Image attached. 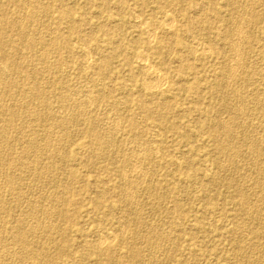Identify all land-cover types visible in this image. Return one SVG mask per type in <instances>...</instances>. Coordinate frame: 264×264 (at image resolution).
Segmentation results:
<instances>
[{"label":"rangeland","instance_id":"obj_1","mask_svg":"<svg viewBox=\"0 0 264 264\" xmlns=\"http://www.w3.org/2000/svg\"><path fill=\"white\" fill-rule=\"evenodd\" d=\"M2 68L0 264H264V0H0Z\"/></svg>","mask_w":264,"mask_h":264},{"label":"bare ground","instance_id":"obj_2","mask_svg":"<svg viewBox=\"0 0 264 264\" xmlns=\"http://www.w3.org/2000/svg\"><path fill=\"white\" fill-rule=\"evenodd\" d=\"M241 2V1H240ZM258 2V1H257ZM38 3V2H37ZM47 4V3H46ZM28 6V5H27ZM244 6V5H243ZM239 9V8H238ZM242 10V9H241ZM246 12H247V10H246ZM51 13V12H50ZM161 13V12H160ZM167 14V13H166ZM171 14V13H170ZM161 16H162V14H160ZM165 15V14H164ZM225 15V14H224ZM168 15H166L165 17H162V18H164V20L165 21H171L170 20V18H168L167 17ZM25 17V16H24ZM141 17V16H140ZM159 18V17H158ZM24 20V19H23ZM138 20H142V19H139V17H138ZM157 20V19H156ZM163 21V20H162ZM243 21V20H242ZM247 21V20H246ZM249 21V20H248ZM138 22V21H137ZM147 22V21H146ZM158 22V21H157ZM161 22V21H160ZM141 23V22H140ZM153 23L154 22H152V25H153ZM165 23H167V22H165ZM172 23H174L173 22V20H172ZM172 23H169V24H171V26L172 27H174V24H172ZM39 24V23H38ZM138 24V23H137ZM142 24V23H141ZM147 25H148V23H146ZM145 24V25H146ZM168 24V23H167ZM23 25V24H22ZM144 25V24H143ZM142 25V26H143ZM146 25V26H147ZM150 25H151V23H150ZM156 25H157V23H156ZM159 25H161V24H159ZM163 25V24H162ZM136 26V25H135ZM149 26V25H148ZM170 26V27H171ZM137 27V26H136ZM141 27V26H140ZM149 27H151V26H149ZM153 27V26H152ZM154 27H155V25H154ZM160 27V26H159ZM146 28H148V27H146ZM38 29V28H37ZM44 29V28H43ZM149 29V28H148ZM152 29V28H151ZM155 29V28H154ZM242 29V28H241ZM244 29V28H243ZM246 29V28H245ZM30 30V29H29ZM94 30V29H93ZM70 31V30H69ZM41 32V31H40ZM149 35H148V37H152V36H150L151 35V31L149 30ZM154 33L156 34L157 33V31L155 32V30H154ZM153 33V29H152V35L154 34ZM158 34V33H157ZM242 30H240V29H238L237 30V32H236V35L237 36H239L240 38H241V40H242V38L243 37H241L242 36ZM247 34V33H246ZM245 34V35H246ZM245 35H244V37H245ZM48 37V36H47ZM156 37V36H155ZM249 37V36H248ZM49 39V38H48ZM38 40V39H37ZM152 40V39H151ZM151 40H149V42H151ZM153 40H155V38L153 39ZM199 41V40H198ZM236 41V40H235ZM248 41V40H247ZM117 44V43H116ZM201 44V43H200ZM227 44V43H226ZM232 45H231V49L232 50H235L236 51V47L237 46H235V44L234 43H231ZM198 46V45H197ZM230 46V45H229ZM210 47V46H209ZM208 47V48H209ZM241 47V46H240ZM44 48V47H43ZM229 48V47H228ZM243 48V47H242ZM198 50V49H197ZM206 50V52H207V49H205ZM209 50V49H208ZM82 51H84V50H82ZM86 52H87V50H85ZM196 51V50H195ZM194 51V52H195ZM203 51V50H202ZM172 52V51H171ZM204 52V51H203ZM84 53V52H83ZM20 54V53H19ZM140 54H141V52H140ZM235 54V53H234ZM243 54V53H242ZM77 55V54H76ZM146 55H148V54H146ZM251 55V54H250ZM145 56V55H144ZM47 57V56H46ZM81 57V56H80ZM86 57H87V54H86ZM91 57V56H90ZM147 57V56H146ZM149 57V56H148ZM238 57V56H237ZM87 59H88V57H87ZM148 59V58H147ZM147 59L146 58H144L143 56H141L140 57V61H141V63L143 64V66L146 68V72H148L147 70H149V68L147 69ZM170 59V58H169ZM234 59V58H233ZM139 60V59H138ZM242 60V59H241ZM233 61V60H232ZM236 61V60H235ZM88 62H89V59H88ZM233 64V63H232ZM231 64V65H232ZM44 65V64H43ZM142 66V67H143ZM153 66V65H152ZM239 66V65H238ZM254 66V65H253ZM14 68H15V66H14ZM98 68V67H97ZM235 68V67H234ZM234 68H231V71L232 72H235V69ZM87 69V68H86ZM8 70V69H7ZM143 70H145V69H143ZM230 70V69H229ZM237 70V69H236ZM156 71V70H155ZM249 71V70H248ZM261 72V71H260ZM144 73H145V71H144ZM156 73V72H155ZM155 73H150L149 75H147L148 77H149V79H150V81H151V83H152V81H154L155 83H157V86L156 85H154V83L151 85L150 83H148L147 85H145L144 84V86H143V88H145L146 90L148 89V90H152L153 88H155V86L156 87H161V85L163 84V87H164V85H165V83H162V80L165 78H163V79H161V77L159 76V74H155ZM158 73H160V71L158 72ZM229 73H230V71H229ZM147 74V73H146ZM145 74V75H146ZM7 75V72H6V69L4 68V70H3V68H2V70L0 71V80H2L5 76ZM162 75H164V74H162ZM235 75V74H234ZM165 76V75H164ZM233 76V74L232 73H230V77H232ZM263 76V75H262ZM41 77V76H40ZM234 77V76H233ZM232 77V78H233ZM145 79V78H144ZM149 79H148V81H149ZM263 79V78H262ZM19 80V79H18ZM51 80V79H50ZM93 80V79H92ZM244 80V79H243ZM167 81V83H166V85L169 83L168 82V80H166ZM248 81V80H247ZM144 82H147V81H144ZM143 82V83H144ZM225 82V81H224ZM240 82V81H239ZM162 83V84H161ZM100 84V83H99ZM154 85V86H153ZM240 85V84H239ZM17 86V85H16ZM48 87V86H47ZM162 87V88H163ZM77 88V87H76ZM101 88V87H100ZM161 88V89H162ZM235 89V88H234ZM257 89V88H256ZM232 90V89H231ZM8 91V90H7ZM10 91V90H9ZM26 91V90H25ZM233 91V90H232ZM85 92V91H84ZM128 92V91H127ZM229 93V92H228ZM242 94V93H241ZM78 96V95H77ZM84 96V95H83ZM143 96V95H142ZM258 96H260V95H258ZM90 97H91V95H90ZM238 97V96H237ZM89 98V97H88ZM157 98V97H156ZM263 98V97H262ZM16 99V98H15ZM168 99V98H167ZM253 100V99H252ZM4 101V100H3ZM227 101V100H226ZM230 101V100H229ZM259 101V100H258ZM262 101V100H261ZM20 102V101H19ZM86 102V101H85ZM258 103V102H257ZM93 105V104H92ZM260 106H262V105H260ZM71 107H72V105H71ZM88 107V106H87ZM51 108V107H50ZM111 108V107H110ZM123 108V107H122ZM228 108V107H227ZM243 108V107H242ZM3 109V108H2ZM79 109V108H78ZM174 109V108H173ZM4 110H6V109H4ZM38 110V109H37ZM111 110V109H110ZM68 111V110H67ZM108 111V110H107ZM9 112H10V117H9V121H10V123L9 124H11V123H13V120H14V118L18 115L16 112H14V111H12V110H9L8 111V114H9ZM233 112V111H232ZM17 114V115H16ZM233 114V113H232ZM5 115V114H4ZM26 115V114H25ZM29 115V114H28ZM240 115V114H239ZM121 116V115H120ZM39 117V116H38ZM37 117V118H38ZM24 119V118H23ZM109 119V118H108ZM126 119V118H125ZM241 119V118H240ZM255 119V118H254ZM78 120V119H77ZM110 120V119H109ZM118 120V119H117ZM167 120V119H166ZM252 120H253V118H252ZM261 120V119H260ZM76 121V120H75ZM254 121V120H253ZM29 123V122H28ZM8 124V121H7V123H6V125ZM30 124V123H29ZM66 124V123H65ZM263 124V123H262ZM75 125V124H74ZM12 126V125H11ZM124 126V125H123ZM226 128V127H225ZM225 128H223V129H225ZM8 129H9V127H7L6 126V128H5V130L2 132V133H0L2 136H3V138H5L6 136H7V132H8ZM238 129V128H237ZM257 129V128H256ZM259 129V128H258ZM76 130V129H75ZM260 130V129H259ZM31 131V130H30ZM43 131V130H42ZM81 131V130H80ZM117 131V130H116ZM250 131V130H249ZM252 131V130H251ZM254 131H256V130H254ZM35 132V131H34ZM247 132V131H246ZM68 133V132H67ZM82 133H84V132H82ZM117 134H119V133H117ZM199 134V133H198ZM257 134H260V133H258L257 132ZM262 134V133H261ZM162 135V134H161ZM1 136V137H2ZM72 136V135H71ZM139 136V135H138ZM253 136V135H252ZM251 136V137H252ZM50 137V136H49ZM54 137V136H53ZM78 138V137H77ZM111 139V138H110ZM114 139V138H113ZM252 139H253V137H252ZM260 139V138H259ZM1 140V139H0ZM3 140V139H2ZM6 140V139H5ZM47 140V139H46ZM243 140V139H242ZM256 140V139H255ZM161 141V140H160ZM229 141V140H228ZM0 142H4V141H0ZM12 142V141H11ZM258 142V141H257ZM73 143V142H72ZM262 143V142H261ZM4 143H2V145H3ZM111 144V143H110ZM5 145V144H4ZM226 145V144H225ZM259 145V144H258ZM0 146H1V144H0ZM261 146V145H260ZM5 147V146H4ZM4 147H2L1 146V149H3ZM31 147H34V145H32ZM106 147V146H105ZM148 147V146H147ZM49 148V147H48ZM69 148V147H68ZM136 148V147H135ZM155 149H156V147H154ZM157 148H158V146H157ZM0 149V151H1V153H2V151L4 150H1ZM42 149V148H41ZM155 149H154V151H153V148H150V147H148V148H146V149H144V150H142L143 152L140 154V152H138L139 154L138 155H136V158H137V161H136V163H141V162H143V161H146L149 157H150V155L151 154H153L154 152H155ZM58 150H59V148H58ZM63 150V149H62ZM64 150H66V149H64ZM134 150H136V149H134ZM156 150H158V149H156ZM246 150V149H245ZM159 151V150H158ZM163 151V150H162ZM220 151H222V150H220ZM248 151V150H247ZM61 152V151H60ZM225 152V151H224ZM102 153V152H101ZM158 153V152H157ZM160 153V152H159ZM135 154V153H134ZM155 154H156V152H155ZM225 154V153H224ZM243 154V153H242ZM2 155V154H1ZM47 155V154H46ZM102 155V154H101ZM107 155V154H106ZM60 157V156H59ZM107 157H108V155H107ZM121 157V156H120ZM228 158V157H227ZM156 160H157V158H155ZM237 159H238V157H237ZM258 159V158H257ZM121 161V160H120ZM149 161V160H148ZM232 161V160H231ZM238 161V160H237ZM3 162V161H2ZM38 162V161H37ZM47 162V161H46ZM153 162V161H152ZM155 162V161H154ZM158 162V161H157ZM249 162H250V160H249ZM160 163V162H159ZM240 163V162H239ZM149 164V163H148ZM181 164V163H180ZM247 164V163H246ZM138 164H136V166H137ZM140 165V164H139ZM211 165V164H210ZM252 165V164H251ZM3 166V165H2ZM135 166V169H137V167ZM146 166V165H145ZM223 166V165H222ZM62 167V166H61ZM220 167V166H219ZM28 168V167H27ZM139 168V167H138ZM134 169V170H135ZM150 169V168H149ZM147 170V169H146ZM261 170V169H260ZM35 171V170H34ZM43 171V170H42ZM133 171V170H132ZM29 173V172H28ZM146 173V172H145ZM150 173V172H149ZM244 173V172H243ZM32 174V173H31ZM37 174V173H36ZM175 174H176V172H175ZM126 174L123 172V179H127L126 178V176H125ZM146 175V174H145ZM197 175V174H196ZM139 177V176H138ZM258 177V176H257ZM260 177V176H259ZM259 177H258V179H259ZM261 178V177H260ZM172 179V178H171ZM246 179V178H245ZM44 180V179H43ZM137 180V179H136ZM145 180V179H144ZM159 180V179H158ZM225 181V180H224ZM46 182V181H45ZM56 182V181H55ZM201 182V181H200ZM250 182H252V180L250 181ZM249 183V182H248ZM0 186H1V184H0ZM53 186H54V184H53ZM52 186V187H53ZM56 186H57V184H56ZM40 187V186H39ZM48 187V186H47ZM171 187V186H170ZM252 187V186H251ZM139 188V187H138ZM244 188V187H243ZM247 188V187H246ZM27 189V188H26ZM259 190H260V188H259ZM127 191V190H126ZM246 191V190H245ZM248 192V191H247ZM260 192V191H259ZM126 193V192H125ZM262 193V192H261ZM134 194V193H133ZM151 194V193H150ZM257 194V193H256ZM47 195V194H46ZM125 195H127V194H125ZM140 195V194H139ZM132 195L131 194H129V197H131ZM153 196V195H152ZM194 196V195H193ZM127 197V196H126ZM133 197H134V195H133ZM169 197V196H168ZM54 198V197H53ZM35 199V198H34ZM148 199V198H147ZM124 200V199H123ZM33 202V201H32ZM125 202V201H124ZM136 202H138V201H136ZM27 203V202H26ZM129 203H131V202H129ZM181 203H182V201H181ZM253 203V202H252ZM23 205V204H22ZM41 205H43V204H41ZM244 206V205H243ZM0 207H2V206H0ZM247 209V208H246ZM135 210V209H134ZM32 211V210H31ZM33 211H35L34 209H33ZM38 211V210H37ZM39 212V211H38ZM152 212V211H151ZM40 213H41V211H40ZM44 213V212H43ZM261 213V212H260ZM42 214V213H41ZM54 214V213H53ZM60 214V213H59ZM33 215V214H32ZM44 215H45V217H47L48 215H50V212L49 211H45V213H44ZM153 215V214H152ZM219 215V214H218ZM261 215V214H260ZM264 215V214H263ZM25 216V215H24ZM42 216V215H41ZM56 216V215H55ZM25 218V217H24ZM27 218V217H26ZM118 219V218H117ZM57 220V219H56ZM250 220V219H249ZM21 222V221H20ZM25 222V221H24ZM104 222V221H103ZM123 222V221H122ZM178 222V221H177ZM35 223V222H34ZM56 223V222H55ZM214 223V222H213ZM213 223H211V224H213ZM219 224V223H218ZM259 224V223H258ZM55 225V224H54ZM104 225V224H103ZM150 225V224H149ZM251 225V224H250ZM249 225V226H250ZM2 226V225H1ZM50 226H52V225H50ZM26 227V226H25ZM35 227V226H34ZM258 227V226H257ZM53 228V227H52ZM199 228V227H198ZM226 228V227H225ZM247 228V227H246ZM25 229V228H24ZM56 229V228H55ZM62 229V228H61ZM193 229V228H192ZM258 230H259V228H258ZM26 231V230H25ZM52 231V230H51ZM148 231V230H147ZM171 231V230H170ZM45 232V231H44ZM239 232V231H238ZM243 232H245V231H243ZM34 233V232H33ZM40 233H41V231H40ZM24 234V233H23ZM23 234H22V236H23ZM49 234V233H48ZM55 234V233H54ZM40 235V234H39ZM124 235V234H123ZM239 235V234H238ZM110 236V235H109ZM114 236V235H113ZM168 236V235H167ZM27 237V236H26ZM104 237V236H103ZM102 237V239L105 241V239ZM150 237V236H149ZM53 238V237H52ZM116 238V237H115ZM252 238V237H251ZM25 239H27V238H25ZM169 239V238H168ZM47 240V239H46ZM113 240V239H112ZM164 240H165V238H164ZM246 240V239H245ZM1 241V240H0ZM106 241H108V240H106ZM25 243H26V241H24ZM239 242V241H238ZM248 242V241H247ZM113 243V242H112ZM154 244V243H153ZM249 244V243H248ZM52 245V244H51ZM101 245H103V244H101ZM238 245V244H237ZM43 246V245H42ZM49 246V245H48ZM47 246V247H48ZM258 246V245H257ZM40 247V246H39ZM46 247V246H45ZM147 247V246H146ZM159 247V246H158ZM25 248V247H24ZM27 248V247H26ZM12 249V248H11ZM34 249V248H33ZM47 249V248H46ZM249 249V248H248ZM43 250V249H42ZM154 250V249H153ZM152 250V251H153ZM160 250V249H159ZM169 250V249H168ZM36 251V250H35ZM41 251V250H40ZM24 252V251H23ZM42 253H40L41 255L43 254V252H44V250L43 251H41ZM35 253V252H34ZM39 253L37 254V255H39ZM57 253V252H56ZM146 253V252H145ZM158 253V252H157ZM200 253V252H199ZM245 253V252H244ZM154 255V254H153ZM35 256V255H34ZM33 256V257H34ZM100 256V255H99ZM144 256V255H143ZM251 256V255H250ZM43 257V256H42ZM152 257V256H151ZM35 258H37V257H35ZM144 258H146V257H144ZM156 258V257H155ZM240 258V257H239ZM40 259H42V258H39V262L41 261ZM34 260V259H33ZM43 260V259H42ZM50 260V259H49ZM36 261V260H35ZM262 261H263V259H262ZM42 262V261H41ZM260 262V261H259ZM264 262V261H263ZM31 263V262H30ZM247 263V262H246ZM37 264H38V262H37ZM143 264V263H142ZM145 264V263H144ZM161 264V263H160Z\"/></svg>","mask_w":264,"mask_h":264}]
</instances>
